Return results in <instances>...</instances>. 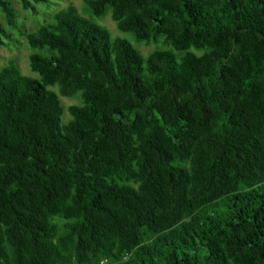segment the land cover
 Instances as JSON below:
<instances>
[{
    "label": "trees",
    "instance_id": "obj_1",
    "mask_svg": "<svg viewBox=\"0 0 264 264\" xmlns=\"http://www.w3.org/2000/svg\"><path fill=\"white\" fill-rule=\"evenodd\" d=\"M85 6L0 0V264H264V0Z\"/></svg>",
    "mask_w": 264,
    "mask_h": 264
},
{
    "label": "rangeland",
    "instance_id": "obj_2",
    "mask_svg": "<svg viewBox=\"0 0 264 264\" xmlns=\"http://www.w3.org/2000/svg\"><path fill=\"white\" fill-rule=\"evenodd\" d=\"M12 4L16 15L18 16V25L25 34L35 31L39 26L46 22H50L54 14L59 10L73 5L77 11L85 18L92 19L85 6V0H49V6H37L38 16L34 17L28 12L22 10L20 3L17 0H7ZM44 15L46 17H44ZM44 17V18H43ZM93 20V19H92ZM0 22L4 28L7 27V23L4 15L0 11ZM99 25L107 29L113 38H124L131 42V44L140 52V54L146 58L150 53L156 49H162L164 45L152 44L146 46L144 44H136L132 35L121 33L116 26V23L111 19V16L107 14L101 21L97 22ZM13 39L16 42H7L4 47L0 48V70L4 68L10 61H14L23 75L35 77L29 69V56L34 52L30 50L26 44L25 38L21 37L17 31L11 32ZM56 91V89H53ZM61 104L64 109L63 122L66 123L70 120L68 114V108L71 106H81L82 101L79 95L73 98L60 97Z\"/></svg>",
    "mask_w": 264,
    "mask_h": 264
},
{
    "label": "built area",
    "instance_id": "obj_3",
    "mask_svg": "<svg viewBox=\"0 0 264 264\" xmlns=\"http://www.w3.org/2000/svg\"><path fill=\"white\" fill-rule=\"evenodd\" d=\"M98 264H109V262H108V260L103 259V260L99 261Z\"/></svg>",
    "mask_w": 264,
    "mask_h": 264
}]
</instances>
